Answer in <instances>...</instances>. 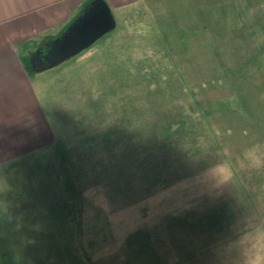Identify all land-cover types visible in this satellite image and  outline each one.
I'll return each instance as SVG.
<instances>
[{
	"label": "rangeland",
	"instance_id": "374dc122",
	"mask_svg": "<svg viewBox=\"0 0 264 264\" xmlns=\"http://www.w3.org/2000/svg\"><path fill=\"white\" fill-rule=\"evenodd\" d=\"M107 4L113 29L5 87L0 257L264 264V0ZM164 114L182 141L155 146Z\"/></svg>",
	"mask_w": 264,
	"mask_h": 264
},
{
	"label": "crops",
	"instance_id": "0c3cea01",
	"mask_svg": "<svg viewBox=\"0 0 264 264\" xmlns=\"http://www.w3.org/2000/svg\"><path fill=\"white\" fill-rule=\"evenodd\" d=\"M93 1L96 0H0V153L8 149L16 153L11 156L23 153L18 146L7 145L5 87L23 85V70L28 68L24 67V58L37 72L45 69L48 62L43 55ZM103 1L118 5L121 0ZM16 96L10 97L17 100Z\"/></svg>",
	"mask_w": 264,
	"mask_h": 264
},
{
	"label": "water",
	"instance_id": "95a60500",
	"mask_svg": "<svg viewBox=\"0 0 264 264\" xmlns=\"http://www.w3.org/2000/svg\"><path fill=\"white\" fill-rule=\"evenodd\" d=\"M115 27L114 18L103 0L91 3L44 54L48 65H54L90 45Z\"/></svg>",
	"mask_w": 264,
	"mask_h": 264
},
{
	"label": "trees",
	"instance_id": "16d2710c",
	"mask_svg": "<svg viewBox=\"0 0 264 264\" xmlns=\"http://www.w3.org/2000/svg\"><path fill=\"white\" fill-rule=\"evenodd\" d=\"M197 104H199V102H197ZM211 108H213V106H211V105L208 108H204V110L206 109L204 111V114H206L207 116L213 114V112H215V111H214V109H211ZM226 109H228V108H226ZM242 109H245V107H242ZM176 115H178V114H176ZM161 118H162L161 120L163 123L162 127L159 124L160 125L159 128L157 127L155 129H151L152 133H154V135H153L154 136V142H152V144H155V146H156V144L160 143V145H164V147H165L166 145L169 146L175 142L176 143L181 142L182 139H178V140H173V139H174V135L178 132L177 130L186 125L185 124L186 119H184L183 117L178 119L175 117V115L168 116L165 114ZM172 127H176V129L174 131H172ZM151 130L149 129L147 132L149 133ZM122 132L126 133L127 129L125 128V130H122ZM61 155L63 156L64 163L67 164L68 160H67L66 153L64 155L63 154H61ZM190 172H191L190 169L185 170V173L181 176V178L187 176L188 174H190ZM24 252H25V256H20V257H18V256L17 257H11L10 256V258L8 257V254L9 255L20 254V253L24 254ZM1 254H2V257H0V264H36V259L33 257H30L28 248L27 249H18V248L12 247V249L10 248L9 251H8V249H4L3 252H1ZM23 254H21V255H23ZM43 261L44 260L41 259V261H38V264H42Z\"/></svg>",
	"mask_w": 264,
	"mask_h": 264
},
{
	"label": "flooded vegetation",
	"instance_id": "af4514ba",
	"mask_svg": "<svg viewBox=\"0 0 264 264\" xmlns=\"http://www.w3.org/2000/svg\"><path fill=\"white\" fill-rule=\"evenodd\" d=\"M44 56V55H43Z\"/></svg>",
	"mask_w": 264,
	"mask_h": 264
}]
</instances>
